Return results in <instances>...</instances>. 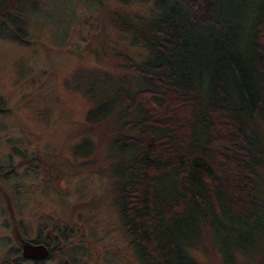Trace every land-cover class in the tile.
Wrapping results in <instances>:
<instances>
[{
	"label": "trees",
	"instance_id": "obj_1",
	"mask_svg": "<svg viewBox=\"0 0 264 264\" xmlns=\"http://www.w3.org/2000/svg\"><path fill=\"white\" fill-rule=\"evenodd\" d=\"M247 1L153 0L148 17L108 12L146 58L120 53L117 68L130 77L90 70L73 86L93 102L86 123L113 124L112 202L139 264H203L206 242L219 264H238L264 240V0ZM18 3L0 0L9 22L0 37L23 45L26 22L8 16ZM89 140L70 154L90 157Z\"/></svg>",
	"mask_w": 264,
	"mask_h": 264
},
{
	"label": "rangeland",
	"instance_id": "obj_2",
	"mask_svg": "<svg viewBox=\"0 0 264 264\" xmlns=\"http://www.w3.org/2000/svg\"><path fill=\"white\" fill-rule=\"evenodd\" d=\"M18 1L8 16L26 22L28 43L0 37V96L7 108L0 113V258L14 255L18 230L23 240L49 243L55 264H139L112 202L116 162L107 141L113 124L86 123L93 102L73 86L90 70L130 77L115 56L140 63L146 52L114 29L107 13L148 17L153 0L126 8L118 4L127 0H105V13L98 0ZM82 135L94 146L90 157L76 159L70 151ZM85 160L90 164L82 165ZM209 244L196 256L219 264ZM258 248L250 258L236 256L238 264H264V240Z\"/></svg>",
	"mask_w": 264,
	"mask_h": 264
},
{
	"label": "flooded vegetation",
	"instance_id": "obj_3",
	"mask_svg": "<svg viewBox=\"0 0 264 264\" xmlns=\"http://www.w3.org/2000/svg\"><path fill=\"white\" fill-rule=\"evenodd\" d=\"M16 234L15 235V239L17 240V243L18 245L14 247V250H15V253L13 256H7L5 258H0V264H55L53 262L52 259H50L49 255H50V249L48 244L49 243H41L39 242L38 240H36L35 242L34 241H29V243L33 244V245H36V244H39V245H42L44 248H47L48 249V255L45 257V258H42V259H39V258H29V257H22L23 254H22V250H21V246H22V243L25 241L23 240L18 232V230L16 231Z\"/></svg>",
	"mask_w": 264,
	"mask_h": 264
},
{
	"label": "water",
	"instance_id": "obj_4",
	"mask_svg": "<svg viewBox=\"0 0 264 264\" xmlns=\"http://www.w3.org/2000/svg\"><path fill=\"white\" fill-rule=\"evenodd\" d=\"M22 254L24 258L29 257V258H45L48 255V249L44 248L42 245L36 244L33 245L29 243V241L25 240L22 243L21 246Z\"/></svg>",
	"mask_w": 264,
	"mask_h": 264
}]
</instances>
